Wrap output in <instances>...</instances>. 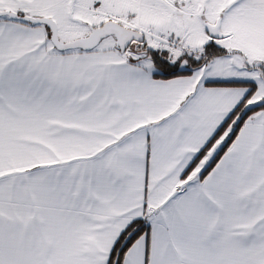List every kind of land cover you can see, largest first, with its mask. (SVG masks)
<instances>
[{
	"label": "snow or ice",
	"instance_id": "6c2138e0",
	"mask_svg": "<svg viewBox=\"0 0 264 264\" xmlns=\"http://www.w3.org/2000/svg\"><path fill=\"white\" fill-rule=\"evenodd\" d=\"M0 264H264V0H0Z\"/></svg>",
	"mask_w": 264,
	"mask_h": 264
}]
</instances>
